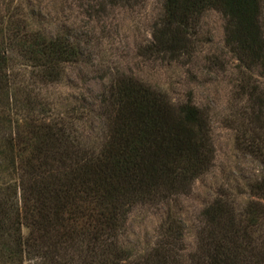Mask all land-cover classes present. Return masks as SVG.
Here are the masks:
<instances>
[{
  "label": "trees",
  "instance_id": "16d2710c",
  "mask_svg": "<svg viewBox=\"0 0 264 264\" xmlns=\"http://www.w3.org/2000/svg\"><path fill=\"white\" fill-rule=\"evenodd\" d=\"M88 1L101 11L145 2ZM12 3L0 15V264H264V83L254 80L264 78V0H164L152 23L140 56L178 64L203 43L205 14H221L241 72L226 122L262 173L241 210L220 197L202 211L195 249L167 214L137 256L126 245L133 211L168 206L213 166L210 117L190 92L174 102L124 73L92 103L58 112L44 89L85 62V45L66 28L33 29Z\"/></svg>",
  "mask_w": 264,
  "mask_h": 264
},
{
  "label": "rangeland",
  "instance_id": "374dc122",
  "mask_svg": "<svg viewBox=\"0 0 264 264\" xmlns=\"http://www.w3.org/2000/svg\"><path fill=\"white\" fill-rule=\"evenodd\" d=\"M163 1L145 0L135 7L106 6L101 11L88 0H0V15L6 13L8 2H13L12 6L21 7L22 16L33 29L55 35L66 28L82 39L87 51L85 62L69 66L61 83L44 89L49 102L57 103L58 112L65 114L86 100L92 103L111 76L124 73L161 88L174 102L190 92L195 104L209 115L215 148L213 166L194 183L189 194L168 206L133 211L126 245L135 256L154 245L158 226L167 214L185 224L188 248L195 249L202 211L220 197L241 210L252 199L250 185L262 173L255 158L237 149L236 133L226 122L239 107L235 90L241 72L225 45L224 20L219 12L209 11L203 17V43L191 59L169 65L140 56L152 39V23ZM260 75L256 71L254 80L264 83Z\"/></svg>",
  "mask_w": 264,
  "mask_h": 264
}]
</instances>
